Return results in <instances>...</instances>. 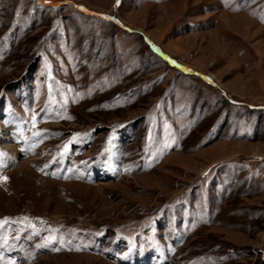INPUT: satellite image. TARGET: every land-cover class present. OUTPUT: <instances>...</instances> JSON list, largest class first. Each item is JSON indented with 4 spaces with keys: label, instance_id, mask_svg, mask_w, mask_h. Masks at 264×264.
I'll list each match as a JSON object with an SVG mask.
<instances>
[{
    "label": "rangeland",
    "instance_id": "obj_1",
    "mask_svg": "<svg viewBox=\"0 0 264 264\" xmlns=\"http://www.w3.org/2000/svg\"><path fill=\"white\" fill-rule=\"evenodd\" d=\"M0 153V264H264V0H0Z\"/></svg>",
    "mask_w": 264,
    "mask_h": 264
},
{
    "label": "snow or ice",
    "instance_id": "obj_2",
    "mask_svg": "<svg viewBox=\"0 0 264 264\" xmlns=\"http://www.w3.org/2000/svg\"><path fill=\"white\" fill-rule=\"evenodd\" d=\"M45 2H48V0H45ZM117 3H119V0H117ZM107 19H113V18L107 17ZM117 23H119V22L117 21ZM153 47H155V46H153ZM157 51H158V49H157ZM172 63H175V62L172 61ZM79 135H80L79 133L74 134V138L77 137V136H79ZM112 139H113V137H109V140H108V144L109 145H112ZM72 142L73 141H68L67 143H65V145L63 146V151H62L61 155H66L67 154V152L69 150V144H71ZM105 151H110V148L105 149ZM3 155L4 154L0 153V156H3ZM2 179L7 180L8 177H2ZM24 219L27 220L28 218L25 217ZM5 222H7V218H5V221L0 222V223H5ZM33 227H35V225H33ZM55 239H56V237L46 238L45 245H42V246H48L53 241H55ZM8 264H15V262L10 260V261H8Z\"/></svg>",
    "mask_w": 264,
    "mask_h": 264
},
{
    "label": "bare ground",
    "instance_id": "obj_3",
    "mask_svg": "<svg viewBox=\"0 0 264 264\" xmlns=\"http://www.w3.org/2000/svg\"><path fill=\"white\" fill-rule=\"evenodd\" d=\"M14 156H15V155H14ZM9 163L12 165V161H11V162L9 161ZM123 170H124V169H122L121 171L123 172Z\"/></svg>",
    "mask_w": 264,
    "mask_h": 264
}]
</instances>
